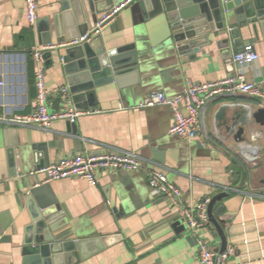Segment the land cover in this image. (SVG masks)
<instances>
[{"label":"crops","instance_id":"crops-1","mask_svg":"<svg viewBox=\"0 0 264 264\" xmlns=\"http://www.w3.org/2000/svg\"><path fill=\"white\" fill-rule=\"evenodd\" d=\"M62 1L37 0V19L47 18L51 27ZM97 35L108 49L135 42L138 68L98 86L96 103L86 109L89 114L79 116L74 131L65 120L48 129L0 125V226L7 225L0 235V264H20L22 227L29 222L28 203H34L29 191L42 177L35 173L38 165L63 156L117 150L133 151L156 162L168 181L179 187L187 205L227 192L214 207L226 237L225 248H234L223 264H264V128L254 124L252 133L244 131L245 141L239 144L231 136L225 138L214 127L213 118L221 105L255 109L260 107L259 100L240 93L213 98L200 114L208 139L192 141L168 134L173 122L169 107H136L153 91L171 98L190 81L209 82L238 70L245 80L264 86V42L252 40L248 33L241 37L242 48L252 44L258 54V61L242 67L231 60L237 52L234 45H218L219 37H211L197 51L178 52L173 42L152 45L137 23L134 1ZM51 40L57 47L53 34ZM37 41L36 26L29 28L23 17V0H0L1 114H26L33 107L36 91L30 54ZM44 66L52 109H60L63 105L54 89L67 84L58 55L44 59ZM160 156L162 162L156 159ZM238 166L246 173L241 186ZM145 170L99 171L94 185L75 177L43 185L41 197L53 198L58 206L51 218L58 226L56 239L120 235L119 241L86 256L80 264H198L195 235L174 228L175 209L149 189ZM201 235L210 248L219 249L220 236L211 224ZM90 245L97 247L98 242Z\"/></svg>","mask_w":264,"mask_h":264},{"label":"water","instance_id":"water-1","mask_svg":"<svg viewBox=\"0 0 264 264\" xmlns=\"http://www.w3.org/2000/svg\"><path fill=\"white\" fill-rule=\"evenodd\" d=\"M137 11V23L142 24L149 43L175 44L178 52L197 49L209 44L211 37H219L218 45L227 47L233 44L241 50V37L251 34L254 41L264 42V0H133ZM114 5V0H63L59 13L52 17V24L43 17L36 21V33L39 45L53 47L43 53L49 59L53 53L58 55L70 100L76 108L88 109L94 105L95 90L105 82L116 81L125 74L137 71V45L135 42L125 46L108 49L96 34L88 41L77 45H59L65 41L82 36L94 26L97 16ZM142 40V39H140ZM143 43V42H142ZM62 46L63 53H60ZM214 127L220 129L225 138L232 137L234 142L245 141L244 131L252 133L254 124L264 128V107L255 109L221 105L213 114ZM75 123H69L73 130ZM241 147V146H240ZM162 162V156L156 157ZM235 163L237 161L233 159ZM42 165H38L37 170ZM241 173L240 186L244 184L246 173L238 166ZM263 182V181H262ZM42 184L29 191V222L22 227L19 247L20 264H80L86 256L119 241L120 235L101 236L96 240H58L54 232L57 223L51 218L58 210L53 198L41 197ZM228 193L220 191L212 195L208 205V220L218 231L220 245L217 252L226 248L224 230L213 215V205ZM176 229L185 226L181 221L173 224ZM7 225L0 226V235ZM93 241L97 247H90Z\"/></svg>","mask_w":264,"mask_h":264},{"label":"built area","instance_id":"built-area-1","mask_svg":"<svg viewBox=\"0 0 264 264\" xmlns=\"http://www.w3.org/2000/svg\"><path fill=\"white\" fill-rule=\"evenodd\" d=\"M132 1L121 0L114 4L111 9L97 16L96 23L91 30L82 36L61 43V45H77V43L88 41L99 33L102 26L111 21L118 12L130 5ZM37 9V0H23V17L32 30L35 28L38 18ZM53 47V45H37L31 50L30 56L34 63L36 91L31 111L26 114L12 115L0 113L1 126H36L41 129H48L56 121L65 120L69 123H75L79 116L90 113L86 109H78L74 106L66 85L54 89L58 102L63 107L52 109L53 104L49 100L50 90L45 84L43 53ZM257 59L258 54L252 44H247L231 57V60L240 67L252 64L258 61ZM2 84L3 81L0 80V86ZM236 93L256 98L259 100L260 107H264V86L245 80L241 70L209 82L190 81L181 93L171 98L161 91H153L145 96L136 107L150 108L155 105L169 107L173 122L168 129V134L183 137L188 141L201 140L208 139L200 118L202 109L217 96ZM118 168L127 171L146 169L149 189L162 195L175 209L177 219L181 221L185 229L195 235L198 264H223L224 260L232 255L233 247H226L222 253H219L210 248L201 235L204 229L210 225L207 205L211 198L204 197L193 205L185 204L181 190L177 185L168 181L162 168L156 162L145 160L133 151L117 150L116 152L99 154L80 153L63 156L35 171L42 177L35 182L34 186L69 177L82 178L88 184L94 185L97 183V172L117 170Z\"/></svg>","mask_w":264,"mask_h":264},{"label":"trees","instance_id":"trees-1","mask_svg":"<svg viewBox=\"0 0 264 264\" xmlns=\"http://www.w3.org/2000/svg\"><path fill=\"white\" fill-rule=\"evenodd\" d=\"M214 207H215V204L213 205V208H212L213 215H214V217H215V211H214Z\"/></svg>","mask_w":264,"mask_h":264}]
</instances>
